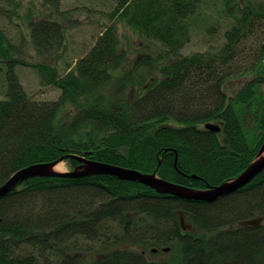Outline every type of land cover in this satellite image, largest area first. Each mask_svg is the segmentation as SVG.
<instances>
[{
    "label": "trees",
    "instance_id": "obj_1",
    "mask_svg": "<svg viewBox=\"0 0 264 264\" xmlns=\"http://www.w3.org/2000/svg\"><path fill=\"white\" fill-rule=\"evenodd\" d=\"M23 1L0 0V18L17 16ZM47 3L69 17L59 10L60 0ZM210 7H221L231 20L225 43L183 55ZM109 15L144 40L149 54H141L134 69L125 70L127 55L113 24L75 64H66V73L53 64L66 49L60 21L29 23L36 53L49 59L39 63L17 58L20 45L0 26V60L8 70V99L0 101V186L19 169L66 155L157 171L161 179L185 187L196 176L205 189L245 171L264 143V42L251 69L255 78L232 98L223 86L229 66L241 74V65L232 60L264 21V0H117ZM216 23L205 32L217 34ZM18 66L34 69L42 84L61 89L60 99L31 97L16 74ZM129 87L147 92L131 99ZM205 96L214 106L201 112ZM68 105L77 110L71 118ZM215 121L224 134L205 130ZM67 162L71 170L80 165ZM184 208L188 230L180 227L177 214ZM255 218H264V172L203 207L110 176L36 177L0 198V264H264V227L225 226L227 219ZM146 247L158 250L151 257L163 259H146L141 254Z\"/></svg>",
    "mask_w": 264,
    "mask_h": 264
},
{
    "label": "rangeland",
    "instance_id": "obj_2",
    "mask_svg": "<svg viewBox=\"0 0 264 264\" xmlns=\"http://www.w3.org/2000/svg\"><path fill=\"white\" fill-rule=\"evenodd\" d=\"M116 5L117 0H60L59 10L67 12L69 15V17L65 18L61 14H57L52 5L47 3V0H25L21 2L20 8L16 10L17 16L5 14L0 18V26L14 44L25 45L26 49L15 55L17 58L32 63H39L43 61L48 62L49 59L42 58L36 53L30 39L29 23L40 19L60 21L66 28V49L62 53V57L59 60L53 61V64L62 73H66V64H75L80 57L84 56L95 45L99 36L106 30V27L113 24L120 39L121 48L127 55V66L125 68L127 71L134 69L141 54L149 53L143 48L144 40L140 34L122 21L109 18V14ZM219 11H221L222 17ZM225 15L226 13L221 7H218L216 10L213 7L208 8L205 21L198 22L194 26V28L198 27L200 30H195L192 42L186 45L181 53L189 55L203 52L210 46L220 48L225 43L224 32L226 25L231 22ZM215 22H217L216 24L220 31L211 36L205 30ZM256 25L252 31L253 33H250L245 38V43L240 46L239 52L234 60H232V62H238L241 65V74L232 72L231 66L225 71V74L229 77L223 86V90L229 98L236 96L245 85L255 78V73L252 74L251 69L253 64L258 62L260 52L263 49L264 21L262 20V22ZM7 71V65L0 60V100L5 98V90L8 86ZM15 71L26 92L34 99L54 101L59 98L60 90L52 86H42L41 79L34 69L19 66ZM148 81L149 78L145 75V83ZM115 90L116 88H114ZM146 92L147 89L145 87H129L127 95L131 99L133 97L135 99L137 96H144ZM261 93L264 95V85H262ZM205 98L207 102L201 108V112H205L214 106L211 103L212 98L209 96H205ZM66 111L67 118H71L77 110L68 105ZM56 169L63 172L70 171V166L66 161L60 163ZM151 258L158 261L163 259L162 255L159 254Z\"/></svg>",
    "mask_w": 264,
    "mask_h": 264
},
{
    "label": "water",
    "instance_id": "obj_3",
    "mask_svg": "<svg viewBox=\"0 0 264 264\" xmlns=\"http://www.w3.org/2000/svg\"><path fill=\"white\" fill-rule=\"evenodd\" d=\"M206 128L212 131L220 130L216 125H207ZM68 159L77 160L80 162V165L70 172L58 171L56 169L57 166ZM160 165L161 161L159 162V166ZM262 172H264V143L262 144L255 161L240 176L227 181L218 187L210 186L207 189L208 191L204 194H197L188 190L185 186L161 179L158 176L157 171L152 174L142 173L134 169L123 168L113 164L87 160L76 155H66L53 164H34L21 169L7 184L0 188V198L6 196L18 184L36 177L71 179L104 175L115 177L123 181L138 182L162 195H171L189 199L201 198L208 202H213L219 197L223 198L246 187ZM180 220L181 225H186V219L183 214H180ZM263 221V218H256L243 223L242 226L259 228ZM189 228L190 226L183 230H188ZM164 251L167 252L169 249H164Z\"/></svg>",
    "mask_w": 264,
    "mask_h": 264
},
{
    "label": "bare ground",
    "instance_id": "obj_4",
    "mask_svg": "<svg viewBox=\"0 0 264 264\" xmlns=\"http://www.w3.org/2000/svg\"><path fill=\"white\" fill-rule=\"evenodd\" d=\"M21 51H24L25 49H26V47H25V45H20V48H19ZM19 67V66H18ZM18 67H16V68H18ZM21 67H23V66H21ZM17 74V73H16ZM118 75L117 74H115V79L116 80H118ZM42 86H52V87H55V86H53V85H44V84H42ZM55 88H57V87H55ZM57 89H59V88H57ZM60 90V96H59V98L57 99V100H54V101H48V102H51V103H53V102H56V101H58L59 99H60V97H61V95H62V90L61 89H59ZM111 91H113V94H114V88H112L111 89ZM7 93H8V87H7V89L5 90V98L4 99H2V100H0V101H6L7 99H8V97H7ZM46 101V100H45ZM207 125H216L217 127H219V131H212V130H209V129H207L206 128V126ZM204 128H205V130H207V131H209V132H211V134L212 135H222V134H224L223 132H224V127H222V124L221 123H219L218 121H215V122H208L207 124H205L204 125ZM261 138H263V135L262 134H258V140L260 141L261 140ZM257 140V141H258ZM254 146V148H255V146H256V143L253 145ZM253 149V148H252ZM261 149V148H260ZM259 149V150H260ZM259 152V151H258ZM258 154V153H257ZM81 158H84V157H82V156H80ZM256 157H257V155H256ZM256 157H255V159H256ZM84 159H86V158H84ZM255 159L251 162V164L255 161ZM69 160V159H68ZM67 161V160H66ZM66 161H64V162H66ZM54 162H51V163H40V164H53ZM250 164V165H251ZM249 165V166H250ZM31 166V165H30ZM28 167V166H27ZM160 167V166H159ZM26 168V167H25ZM24 169V168H23ZM21 169H19L18 171H16V172H14L11 176H10V178L6 181V183L5 184H7L10 180H11V178L15 175V174H17L19 171H20ZM70 171H73V170H71L70 169ZM70 171H68V172H70ZM244 172V171H243ZM242 172V173H243ZM241 173V174H242ZM241 174H239L238 176H240ZM237 176V177H238ZM91 177V176H90ZM40 178H46V177H40ZM84 178H87V177H82V178H71V180H80V179H84ZM191 178H193L190 182H189V185H187L186 186V188L188 189V190H190V191H192V192H195V193H197V194H204V193H206L208 190V188L209 187H207L206 189L202 186V184H201V182H197V180H199V181H201L200 179H198L196 176H191ZM64 179V178H63ZM253 182V181H252ZM251 182V183H252ZM5 184H3L2 186H4ZM22 184V183H21ZM21 184H18L17 186H15L9 193H11L12 191H14L17 187H19ZM222 185V184H221ZM2 186H0V188L2 187ZM218 186H220V185H217V186H214V187H218ZM237 192V191H236ZM235 192V193H236ZM8 193V194H9ZM7 194V195H8ZM169 196H171V195H169ZM172 197V196H171ZM173 197H175V196H173ZM1 198H3V197H1ZM177 199H180L181 201H185V202H194L197 206H199V207H203L204 205H205V203H208V201H206V200H204V199H201V198H194V199H189V198H184V197H177ZM221 199V197H219V198H217L215 201H213V202H216V201H219ZM212 202V203H213ZM185 209V208H184ZM184 209H179L178 211H177V214H179V221H181L180 220V214H183L184 215V217H185V219H186V217H187V215H186V209L184 210ZM188 220H186V222H185V224L186 225H181V222H180V227L182 228V229H185V228H187L188 226H192V225H190V223H189V218H187ZM161 220H163V221H165V222H167V220L168 219H166V218H161ZM252 220V219H251ZM250 221V219H246V220H243V221H238V222H236V221H234V222H232V220H230V219H227L226 220V222L227 223H230V224H225V226H230L231 228H248L247 226H242V224L243 223H245V222H249ZM232 222V223H231ZM190 229V228H189ZM194 230L195 231H197V228H195L194 227ZM151 251H152V254H155V253H157V249H153V250H151V248L150 247H146V248H144V249H142L141 250V254L144 256V257H146V259H148L149 260V258H150V254H151Z\"/></svg>",
    "mask_w": 264,
    "mask_h": 264
},
{
    "label": "flooded vegetation",
    "instance_id": "obj_5",
    "mask_svg": "<svg viewBox=\"0 0 264 264\" xmlns=\"http://www.w3.org/2000/svg\"><path fill=\"white\" fill-rule=\"evenodd\" d=\"M260 133V131L258 132V134ZM234 194V193H233ZM230 195H232V194H230ZM229 196V195H228ZM250 228H253V227H250Z\"/></svg>",
    "mask_w": 264,
    "mask_h": 264
},
{
    "label": "clouds",
    "instance_id": "obj_6",
    "mask_svg": "<svg viewBox=\"0 0 264 264\" xmlns=\"http://www.w3.org/2000/svg\"><path fill=\"white\" fill-rule=\"evenodd\" d=\"M255 229V228H254Z\"/></svg>",
    "mask_w": 264,
    "mask_h": 264
}]
</instances>
